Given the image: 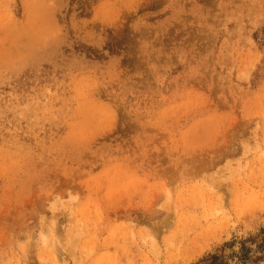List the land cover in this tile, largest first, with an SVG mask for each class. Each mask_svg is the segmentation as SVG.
Segmentation results:
<instances>
[{
  "label": "rangeland",
  "instance_id": "374dc122",
  "mask_svg": "<svg viewBox=\"0 0 264 264\" xmlns=\"http://www.w3.org/2000/svg\"><path fill=\"white\" fill-rule=\"evenodd\" d=\"M0 264H264V0H0Z\"/></svg>",
  "mask_w": 264,
  "mask_h": 264
},
{
  "label": "bare ground",
  "instance_id": "6f19581e",
  "mask_svg": "<svg viewBox=\"0 0 264 264\" xmlns=\"http://www.w3.org/2000/svg\"><path fill=\"white\" fill-rule=\"evenodd\" d=\"M54 201H56V200H54ZM58 201V200H57ZM53 203V202H52ZM56 204V203H55ZM55 204H53V205H55Z\"/></svg>",
  "mask_w": 264,
  "mask_h": 264
}]
</instances>
